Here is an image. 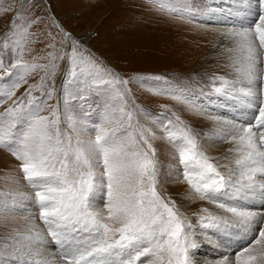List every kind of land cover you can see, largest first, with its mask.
<instances>
[{"label": "snow or ice", "instance_id": "snow-or-ice-1", "mask_svg": "<svg viewBox=\"0 0 264 264\" xmlns=\"http://www.w3.org/2000/svg\"><path fill=\"white\" fill-rule=\"evenodd\" d=\"M152 2L218 32L219 54H227L219 67L229 71L190 85L159 75L126 79L55 21L60 40L26 60L40 21L6 9L13 18L0 38V150L17 163L15 174L0 177L10 185L0 189V264H264V0ZM34 75L39 81L29 84ZM134 80L155 82L154 94L213 127L202 132L171 109H142ZM76 99L88 109L79 121L69 112ZM205 140L227 144L223 156L208 155ZM155 141L167 145L166 170ZM169 180L189 193L174 199ZM24 201L38 215L22 211ZM196 201L204 204L193 210ZM19 215L23 229L9 227Z\"/></svg>", "mask_w": 264, "mask_h": 264}, {"label": "rangeland", "instance_id": "rangeland-1", "mask_svg": "<svg viewBox=\"0 0 264 264\" xmlns=\"http://www.w3.org/2000/svg\"><path fill=\"white\" fill-rule=\"evenodd\" d=\"M225 2L227 0H195V4L200 7L211 3ZM9 6L20 10L21 14L27 16L30 20L39 19L40 21L30 29L39 36V39L36 43L30 45L32 51L31 54L25 56L26 60H31L33 56L47 55L51 51L47 47L49 42L53 41V38L54 41L60 40L59 30L53 23L55 21L71 36L82 38L86 47L126 79L129 77L159 75L166 77L172 83L179 82L190 85V78H204L201 81V83H204L207 76L213 73L223 75L229 70L219 67L222 62H227V54L220 55L219 49L215 48L212 41H208V45L206 43L205 47V44L200 41L201 38H206L208 33H212V30L199 28L195 23H188L175 14H169L152 0H30V5L29 0H0V38L8 31L9 22L13 18L12 12L5 14ZM139 14L142 15L140 17H144L141 22L138 18ZM150 23L154 26L152 27ZM33 38L36 39V37ZM187 40L188 42H186ZM182 44L185 46H182ZM182 61L184 62L183 65ZM40 63H45V61L41 60ZM61 68H63V64H61ZM39 79L40 75H34L29 78L28 83H36ZM56 82L57 84L60 82L59 75ZM154 83L145 82L141 84L138 80H134L129 85L136 104L142 109L148 110L149 113H164L165 116H170L172 111L178 112L183 119L195 128L209 121L203 116L193 114L183 104L178 103L169 96L154 94L152 90ZM192 83H195V81H192ZM27 87L28 85H24L18 95ZM36 95H39V93H36ZM49 103L56 104V100L53 99ZM82 103L78 99L69 102V112L77 121L80 120L83 112L88 110L86 104L84 108L80 107ZM61 107H63V102ZM166 109L172 111H166ZM49 111L50 109L46 110L42 115H48ZM236 111L232 110V115H235ZM140 122L150 128H155L151 119L145 113H140ZM210 126L211 124L205 126L202 132H206ZM65 130L71 134V129L68 128L67 124H65ZM82 138L87 139V136ZM154 143L163 153L161 161L166 170L167 165L170 163L167 158V145H163L160 141ZM208 145L207 147L204 145V148L210 150V148L221 146L223 143L211 142L209 147ZM223 154L217 152L214 157H222ZM16 163L8 153L0 150V177L6 174H15ZM20 183L23 184L22 177H20ZM171 186L174 190H178L177 193L180 197L186 196L190 191L186 184L174 183L170 180L164 185L168 191ZM9 187L10 185L6 181L0 179V189L7 190ZM20 190L30 191L27 188H21ZM180 197L173 196L174 199ZM184 202L188 203L187 201ZM23 203L24 209L22 211L31 209L37 212L31 201H24ZM189 206L195 210L201 205L195 207V203H190ZM24 220L25 217L19 215L14 222H9V227L14 226L23 229ZM8 221H11V218H8ZM4 223L5 220L0 218V234L6 230ZM36 223L40 224L41 222L37 219ZM205 251L208 255H212L207 246H205Z\"/></svg>", "mask_w": 264, "mask_h": 264}, {"label": "bare ground", "instance_id": "bare-ground-1", "mask_svg": "<svg viewBox=\"0 0 264 264\" xmlns=\"http://www.w3.org/2000/svg\"><path fill=\"white\" fill-rule=\"evenodd\" d=\"M228 1H230L229 3H232L233 2V0H227V2ZM140 16H142L141 14H139V19H140V22L141 21H143V18L142 17H140ZM142 18V19H141ZM151 21V20H150ZM152 22V21H151ZM149 23V22H148ZM145 24V23H144ZM147 24V23H146ZM151 24V23H150ZM148 25V24H147ZM152 25V24H151ZM154 26V24L152 25V27ZM144 29V28H143ZM150 30H152V29H150ZM154 32H155V30H154ZM168 32H169V30H168ZM145 33H146V30H145ZM144 33V34H145ZM153 35V34H152ZM148 36H150V35H148ZM205 36V35H204ZM153 39V38H152ZM184 39V38H183ZM217 39H221L220 37H219V34H218V32H216V31H212V33H208L207 35H206V38H201L200 39V41L203 43V44H205L204 45V47L206 46V43H207V45H208V41H212L213 43H214V45H215V48L216 49H218V46L215 44V41L217 40ZM182 40V39H181ZM151 41V40H150ZM153 41V40H152ZM186 42H188V40L186 41ZM185 42V43H186ZM180 43V42H179ZM185 43H183V44H185ZM182 44V46H185V45H183ZM149 45V44H148ZM180 45V44H179ZM152 46V45H151ZM188 46V45H187ZM197 47V46H196ZM203 47V48H204ZM144 48V47H143ZM142 48V49H143ZM145 49H147V48H145ZM210 49V48H209ZM194 50V49H193ZM197 50V49H196ZM195 51V50H194ZM188 52V51H187ZM190 52V51H189ZM192 53V52H191ZM164 54V53H163ZM201 54V53H200ZM199 54V55H200ZM191 55V54H190ZM155 57V56H154ZM191 57V56H190ZM226 59V58H225ZM184 64V62L182 61V65ZM181 65V66H182ZM202 69V68H201ZM212 69V68H211ZM221 70V69H220ZM229 71V70H228ZM198 72V71H197ZM232 110H236L235 108H228V109H226L225 111H227L228 112V114H229V116H232ZM211 124V126L206 130V131H208L209 129H211L212 127H213V124H212V122L211 121H208L207 123H204V124H200V126L198 127V129H200L201 131H203L204 129L203 128H205V126H207V125H210ZM205 132V131H204ZM211 142H214V141H210V140H205L204 141V145H206L205 147H207V145L209 144H211ZM209 145H208V147H209ZM228 147V145L227 144H223V145H221V146H217V147H214V148H210V150L209 149H207V148H205L206 149V151H207V153H208V155H211V156H215V154L217 153V152H219V153H224L225 152V150H226V148ZM169 192H170V194L172 195V196H177V197H180V195L177 193L178 192V190L176 189V190H174L173 189V187L171 186V188L169 189ZM180 198H182V197H180ZM179 198V199H180ZM202 204H204V202L203 201H196L195 202V207L196 206H199V205H202ZM209 207H211V206H209ZM19 223V222H18ZM22 223V222H21ZM27 223V220L25 219L24 220V222H23V224L25 225ZM230 246H234L233 245V243H232V241H229V243H228ZM211 253V252H210Z\"/></svg>", "mask_w": 264, "mask_h": 264}, {"label": "water", "instance_id": "water-1", "mask_svg": "<svg viewBox=\"0 0 264 264\" xmlns=\"http://www.w3.org/2000/svg\"><path fill=\"white\" fill-rule=\"evenodd\" d=\"M49 14L51 15V13L49 12ZM52 17V16H51Z\"/></svg>", "mask_w": 264, "mask_h": 264}]
</instances>
